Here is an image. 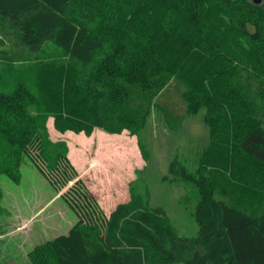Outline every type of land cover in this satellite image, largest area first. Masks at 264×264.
Returning <instances> with one entry per match:
<instances>
[{
	"label": "trees",
	"instance_id": "16d2710c",
	"mask_svg": "<svg viewBox=\"0 0 264 264\" xmlns=\"http://www.w3.org/2000/svg\"><path fill=\"white\" fill-rule=\"evenodd\" d=\"M49 43L66 61L43 58ZM155 111L173 131L204 113L215 163L192 178L199 235L132 194L34 264H264V0H0V174L20 182L32 147L50 159V117L139 134Z\"/></svg>",
	"mask_w": 264,
	"mask_h": 264
},
{
	"label": "rangeland",
	"instance_id": "374dc122",
	"mask_svg": "<svg viewBox=\"0 0 264 264\" xmlns=\"http://www.w3.org/2000/svg\"><path fill=\"white\" fill-rule=\"evenodd\" d=\"M46 57L60 62L67 58L50 43ZM160 116L155 111L139 134L96 128L90 136L61 132L50 117L43 136L50 159L32 147L20 182L0 174V264H34L31 254L37 246L68 234L79 222L104 224L132 194L164 207L179 236L196 238L200 193L192 178L199 170L212 171L214 158L208 154L207 163L205 156L212 146L209 128L203 112L174 131ZM218 188L221 195L228 191L225 184Z\"/></svg>",
	"mask_w": 264,
	"mask_h": 264
},
{
	"label": "water",
	"instance_id": "95a60500",
	"mask_svg": "<svg viewBox=\"0 0 264 264\" xmlns=\"http://www.w3.org/2000/svg\"><path fill=\"white\" fill-rule=\"evenodd\" d=\"M254 2H255V3H260V2H261V0H254Z\"/></svg>",
	"mask_w": 264,
	"mask_h": 264
}]
</instances>
